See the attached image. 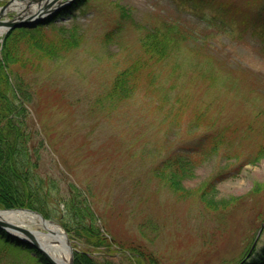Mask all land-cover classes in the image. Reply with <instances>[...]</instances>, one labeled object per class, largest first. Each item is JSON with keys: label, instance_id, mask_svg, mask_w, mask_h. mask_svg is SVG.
<instances>
[{"label": "rangeland", "instance_id": "obj_1", "mask_svg": "<svg viewBox=\"0 0 264 264\" xmlns=\"http://www.w3.org/2000/svg\"><path fill=\"white\" fill-rule=\"evenodd\" d=\"M22 1L0 22L31 17L50 2ZM57 2L44 22L13 30L4 50L13 72L27 61L33 70H19L33 98L26 124L42 145L31 156L54 196L32 198L65 232L73 256L89 250L99 264H142L123 257L134 247L143 264H238L252 243L260 249L264 0ZM161 26L176 32L162 36L165 58L139 75L151 76L153 85L110 108L105 95L115 76L145 59L140 42ZM60 39L77 46L42 58L38 50L47 47L39 46ZM208 140L219 145L213 154ZM198 141L204 151L187 154ZM179 153L194 165L180 181L182 193L155 176L163 159ZM67 183L78 186L110 248L86 249L79 233L60 225L70 222L61 207ZM10 237L0 230V264H45L33 247Z\"/></svg>", "mask_w": 264, "mask_h": 264}, {"label": "trees", "instance_id": "obj_2", "mask_svg": "<svg viewBox=\"0 0 264 264\" xmlns=\"http://www.w3.org/2000/svg\"><path fill=\"white\" fill-rule=\"evenodd\" d=\"M159 28L162 30L148 33L143 37L146 39L140 42L143 52L140 55L145 59H136L131 65L121 70L115 76L110 90L105 95L110 108L116 109L117 105L122 104L128 97L138 92L140 86L148 88L153 85L154 79L150 82L151 76L147 80L139 75L143 74V71L151 69L153 65L159 64L165 58L162 36L166 33L169 34L170 29L176 32V26H161ZM8 36L3 40L2 49L0 50V54L3 52L4 58L0 62V208H28L38 211L45 218H48L49 215L46 214L45 210L38 208L44 203L32 198L33 195L36 196L39 193L47 197H50V194L54 196V190L49 185H44V178L38 174V170L36 171L39 163L33 161V156H31L32 154L34 155L36 150L42 148V145L34 142V133L36 132L32 130L34 129L33 124L31 127L26 124V119L31 117L28 108L32 109L30 103L33 101V98H31V94L24 90L23 75L19 71L24 68L26 73L33 70L27 65L29 61L20 63L21 65L14 72L10 68V62H5L7 51L4 48ZM72 39H70V42L67 39H60L53 43L41 44L39 48L46 46L47 51H38L44 59L50 60L60 57L62 52H66L77 46V41H72ZM35 70L37 69L35 68ZM200 115L202 113L197 116L200 117ZM207 143L211 144L208 153H215L219 147L218 143L214 140H208ZM201 145L202 142L198 141L191 148V152H187V154L202 153L205 147L203 148ZM257 155L259 159L264 157L263 144ZM208 156V154L203 153L201 157L207 158ZM193 166L192 160L190 161L185 154H174L159 163L158 169L161 172V176L157 175V173H155V176H158L157 178L160 181L163 180L164 182H162L172 191L182 193L183 191L179 189L181 187L180 181L190 175ZM50 181L55 183L52 180ZM23 184L27 185L25 190L22 188ZM67 186V199L61 207L67 212L70 222L61 220L60 225L62 228L65 231L73 230L79 233L80 237L77 236L86 249L98 250L110 248L106 239L102 237L103 235L97 225L98 218L95 216L96 214L89 208L85 197L84 199L82 198L83 195L79 192L78 186L72 183H67ZM261 220L263 222L264 217ZM261 229V234H263L264 227ZM256 241L258 240L256 239ZM255 244L257 245V242ZM255 247L254 245L252 249L246 252V258L240 261V264H264V245L260 249H255ZM36 253L39 254V252ZM108 253V257L111 258V252ZM125 254L128 255L123 256L126 259H133L134 262L139 260L143 264L144 257L139 248H130ZM41 259L43 258L41 257ZM94 259L89 250H85L75 255L74 264H99ZM108 261L107 264L112 260ZM44 263L47 264L46 262ZM152 264H154V261Z\"/></svg>", "mask_w": 264, "mask_h": 264}, {"label": "bare ground", "instance_id": "obj_3", "mask_svg": "<svg viewBox=\"0 0 264 264\" xmlns=\"http://www.w3.org/2000/svg\"><path fill=\"white\" fill-rule=\"evenodd\" d=\"M13 4L10 6H16L18 0H12ZM47 1V0H46ZM58 0H50L46 6L35 10L36 14H44L49 10L48 6L58 5ZM36 0H27L25 3H33ZM4 32L0 29V36ZM0 220L5 221L15 226L26 229L31 232L33 240L37 242L38 246L43 250L56 264H70L71 251L67 246L65 236L63 232L56 225L51 224L48 220L44 221L40 216H36L34 213L17 210V211H0ZM31 225H36L38 228L32 230ZM16 234V233H15ZM23 237L22 235H19ZM24 238V237H23Z\"/></svg>", "mask_w": 264, "mask_h": 264}, {"label": "water", "instance_id": "obj_4", "mask_svg": "<svg viewBox=\"0 0 264 264\" xmlns=\"http://www.w3.org/2000/svg\"><path fill=\"white\" fill-rule=\"evenodd\" d=\"M11 3H12V0L0 8V16L3 15L7 11L6 8H8ZM48 12H49V10H47L45 14L40 13V14L32 15L31 17H26L24 15L21 16L18 14V16H16L12 20L0 22V26L7 27V29H6L7 31L12 30V29H17L20 27H34L35 25H38L39 23L45 21L44 20L45 18H43V17ZM26 211L32 212L36 216L38 215L41 218H43L39 213H37L35 211H32V210H26ZM43 220L46 221L44 218H43ZM0 230H3L5 233H7L9 236H11L12 239L15 238L17 241L27 243V244H29L30 247L35 248L36 251H39V253L42 255L44 261H46L48 264H56L53 260H51V258L43 250H41V248L38 246L35 239L33 240L30 231H28L24 228L15 226L14 224H10V223H7L5 221H1V220H0ZM13 231L24 235L25 238H21L19 235L14 234ZM63 234H64V236H66L65 232H63ZM67 243L69 245L68 241H67ZM70 264H72V259H71Z\"/></svg>", "mask_w": 264, "mask_h": 264}]
</instances>
